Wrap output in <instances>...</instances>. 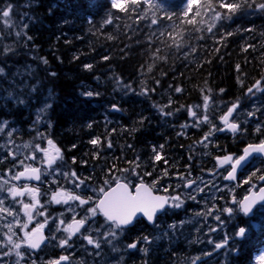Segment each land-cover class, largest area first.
Masks as SVG:
<instances>
[{
	"label": "trees",
	"instance_id": "trees-1",
	"mask_svg": "<svg viewBox=\"0 0 264 264\" xmlns=\"http://www.w3.org/2000/svg\"><path fill=\"white\" fill-rule=\"evenodd\" d=\"M249 3L251 7L242 8L208 32L210 14L203 17L204 24L184 22L181 14L187 0H152V6L141 0L136 11L128 13L113 9L111 0H0V9L12 6L10 26H5L0 15V63L19 61L22 54L24 58L34 55L33 61L40 62L37 84L41 80L52 89L50 138L61 150L64 168L76 173L67 176L68 182L100 187L124 167H134L133 162L140 165L137 168L147 182L151 176L144 173L149 170L161 177L167 168L173 176L188 163L208 173L211 166L217 167V155L234 156L243 145L264 140V10L255 6L264 0ZM109 16L112 22L104 23ZM153 18L158 23L152 24ZM177 32L183 34L179 48L172 46L169 36ZM157 49L165 59L153 55ZM257 81L258 88L253 87ZM86 84H94L99 95L94 92V97L85 98L81 90ZM177 87L182 91L176 92ZM249 88H253L251 93ZM5 90L0 87L1 97ZM163 91L166 98L160 99ZM22 95L15 91L13 97H0V122L13 125L16 140L35 137L24 130L30 121L28 114L34 112L23 103ZM205 96L209 97L207 108ZM255 99L262 107H252L253 115L247 124L240 123L239 131H213L204 140L211 125L196 126L198 118L207 114L220 126L227 106L238 103L237 110L247 109ZM113 106L119 111H111ZM189 109L197 116H191ZM94 139L99 143L93 145ZM154 150L168 163L156 161ZM7 163L6 159L3 165ZM249 165L239 181L257 172L245 184L259 183L264 159H254ZM175 193L172 188L167 194ZM255 232L260 234L254 238L250 261L253 251L264 245V222Z\"/></svg>",
	"mask_w": 264,
	"mask_h": 264
},
{
	"label": "flooded vegetation",
	"instance_id": "flooded-vegetation-1",
	"mask_svg": "<svg viewBox=\"0 0 264 264\" xmlns=\"http://www.w3.org/2000/svg\"><path fill=\"white\" fill-rule=\"evenodd\" d=\"M0 67H2L4 72L8 71L6 66L0 65ZM27 74L29 81L31 82L32 74L29 72H27ZM0 78L2 77L0 76ZM35 89L41 88L36 87ZM36 117L37 115L34 112L33 122L35 123L36 127L41 128V131H33V133L38 144H46V146L41 145L44 147L39 148L37 151V156L31 162V164H29V168L32 165L34 166L33 168H38L40 173L43 174L44 172L42 166H49L46 161L44 164L40 161L42 154L40 149H49V151H51L47 143V141L51 138L44 133L49 131V123L47 119L45 117L42 118L40 126H37L39 122L37 121ZM2 124H4V122ZM11 128L13 127L7 126L6 129L9 131ZM55 146L57 147L56 144ZM59 161L60 160L58 159L57 163ZM59 164L61 163L59 162ZM229 168L230 165L227 164L224 167H218L217 170L220 173L225 174ZM132 176L133 178L129 181L130 189H132L133 185L139 184L141 178L140 175ZM216 178L217 181L218 179H221L220 176ZM243 178H245V176H243ZM120 179V181L123 182L122 178ZM190 180L195 181V184H193L191 187H185L184 185L186 182L182 183L181 188L185 192H182V189H180V194L182 196L180 198L182 200L184 197L185 200H182L183 204L181 207H168L166 212L157 214V216L154 218V221L151 222L146 220V218H144L142 215H139L138 217L136 216L133 223L121 231L123 233L124 242H122L123 248L120 250L121 255L119 258L124 260L123 264H193V262H195V264H254L253 260L252 262L250 261L249 255L254 246V235L255 237L257 234L259 235V232L255 231H257L261 225L259 224L258 226L253 227L252 222L254 220L256 221L258 218L259 214H257V212L261 207L256 209L254 216H245L238 210L233 216H229L228 213L223 211V209L226 207L238 209V204L233 203V191L234 194L237 195L238 193L239 195L240 193L237 188L240 187V189H242L241 193L244 192L246 194L253 187V185L241 183L238 180L235 183H227L223 177L222 181L228 185L227 188L224 190L215 191L219 185L210 186L207 184V181H204L203 184L199 185L198 183L200 182L197 183L198 179ZM151 184L152 183L149 185ZM258 184L261 186L264 183L261 184L259 182ZM109 185L112 187L115 186L113 179L109 181ZM109 185L104 184L100 187L93 184L90 186L87 185L88 188L86 187V192L82 193L80 197L84 199L92 197L93 199L90 204L80 205L79 201L70 200L66 204L59 203L62 204L63 208H54L52 206V199L47 202L48 197L46 198V196L42 195L45 194L46 190H43L42 192L39 190V194L37 196L39 205L33 210V217L36 213L35 211L38 209L41 210L42 208L45 210L47 215L41 216L35 222L32 221L29 225V232L38 224H45L43 230L47 236V239L45 244L35 251L27 248L25 243L27 252V257L25 259L27 264H49L50 261L59 260L61 256L68 257V259L61 260L60 264L94 263L92 254L81 252L83 251L84 246H87V249L92 248L90 247L92 245L87 242L85 237L91 235L94 238L95 236H93V234L101 231L99 227H106L105 218L103 215L97 214L96 217L90 219L85 226L87 230L82 228L80 232L72 235L67 245L61 247L60 240L65 239L68 235V233L64 231V228H66L67 225L73 221L74 217L77 220L83 218L86 215V209L88 207L94 206L98 199L101 198L102 194L100 189L104 188L107 190ZM27 187L32 188L31 185H27ZM176 187H179L177 183ZM257 187L258 186H255V188ZM198 188H202L203 191H197ZM228 189L232 190L230 191ZM209 195H211V198H209ZM190 196H195V199H190ZM227 198H230V200L228 201ZM238 198L239 197L237 196L235 197L237 202L241 199ZM6 204L13 207L11 202H6ZM188 206L191 207V210L186 208ZM209 208L211 209V211L209 210L211 215H207L202 218L200 215H202ZM185 212L189 213V215H187ZM174 213H176L175 216H177V213L180 214V222L184 221L186 217L194 218L196 216L197 217L194 221H196L197 218H200L202 222H194V227H192L191 224L188 226L189 228L184 229L182 233H172L170 226L175 223L173 221L174 217H172L174 216ZM217 215H219L221 220L224 221L223 225H221L220 222L215 219ZM45 220H47L46 223ZM230 220L232 221L231 223ZM61 221H64V223L61 224ZM239 227L247 228L246 234L243 238L234 236V233L239 230ZM58 228L60 229L59 231L57 230ZM210 229H216V231H211ZM129 232L133 233L129 234ZM127 234L129 235L127 236ZM226 235L231 237V239L228 240V244L224 248L215 249V244L222 242ZM129 237L132 239V241L127 240ZM142 237H148V242H145L143 239H141ZM262 241L263 240H261V242ZM134 242L137 244V247L133 249L128 248V245ZM49 243L55 244V246L50 248V250H48L49 247H47ZM144 249H147V251H144ZM131 253H134V256L130 255ZM112 257L114 258L115 256Z\"/></svg>",
	"mask_w": 264,
	"mask_h": 264
},
{
	"label": "snow or ice",
	"instance_id": "snow-or-ice-1",
	"mask_svg": "<svg viewBox=\"0 0 264 264\" xmlns=\"http://www.w3.org/2000/svg\"><path fill=\"white\" fill-rule=\"evenodd\" d=\"M145 3H148L150 6H152V0H144ZM255 0H253V3ZM141 0H111V7L113 9H119L121 12L128 13L130 11H136V8L140 6ZM252 4L249 3V0H187V6L185 11L181 14L184 18V22L188 24H204L206 21L203 19L204 16H208L210 14V20L211 23L207 26V31L212 32L214 28H216L217 23L223 21V20H229L232 18L233 15H235L238 11H240L242 8L245 7H251ZM255 6L261 10H264V3H258L255 4ZM12 6L9 5L7 9H0V15H2L4 19L5 26H10V21L8 18H10ZM223 10V11H222ZM192 12L193 15L189 17V13ZM196 17H201L199 21H197ZM143 18V17H141ZM166 19H172L171 15H166ZM112 19L111 16L107 20L104 21V23H111ZM152 24L158 23V19L153 18L151 21ZM26 27V26H25ZM164 33H161L163 35ZM17 36L20 35L19 32L16 33ZM232 35V33H225V36ZM169 36L172 40V46H175L177 48L182 46L183 41V34L177 32L175 35L172 33H169ZM30 39V37H29ZM5 51H11V49L6 48ZM160 49H157L156 52L153 54L158 59H165V57L159 56ZM107 59V57H105ZM47 63V61H44ZM86 68H91V65H85ZM237 68H239V65H237ZM149 70H151V66L149 67ZM3 72V69L0 68V73ZM55 75V73H53ZM260 84L259 81H257L256 85L253 87H257ZM259 90V89H258ZM176 92H181L182 89L177 87L175 89ZM210 91V90H209ZM223 89H221V92ZM253 91V88H249L248 92L251 93ZM147 90H145L146 94ZM85 95L91 96L93 93L88 92L85 93ZM208 100L209 97H204V107H208ZM115 107V106H114ZM199 107V106H197ZM238 105L236 103L232 104L231 107L228 108L227 112L220 117V120L224 124V128H217L213 123L212 120L209 118L207 114L203 115L202 117L198 118V124L196 126H199L200 123H207L211 125V128L208 133L205 134L204 140L207 141L209 136L213 134V131H223L224 129H227L229 131H232L233 133L240 130V126L230 121V117L232 116V113L237 109ZM43 111V109L41 110ZM163 112V109H161ZM166 115H171L172 113H165ZM189 114L193 117L197 116V113L191 109H189ZM249 115H253V113H249ZM5 124L7 122H4ZM91 127V125H89ZM3 130V127H0V131ZM257 132L262 131L261 127L258 125L256 128ZM11 135V133H9ZM49 149H40V151L44 152L46 159V162L49 167H51L53 164L56 163V161L62 160L63 156L61 154V150L55 146L54 142L49 139L47 141ZM93 145H96L99 143V139H94L91 141ZM111 147V143L108 145ZM27 147V145H25ZM37 148H39V145H36ZM161 149H163V145L160 146ZM155 152V150H154ZM253 153H262L264 154V140H261L258 144H249L244 149V154L239 157H233L232 155H226L222 158H218L221 164H229L231 170L228 171L227 176L224 177L226 180H235L236 179V171L237 169L242 165V163ZM33 159H35V156H33ZM154 159L156 161H163L165 164L168 163L166 159L159 153L155 152ZM23 163V162H21ZM135 167H139L140 165L138 163H135ZM123 171L128 172L131 171L135 173V168L132 169H124ZM259 171V170H258ZM136 175H139V173H135ZM30 175L32 178H35L36 180H40V170L37 168H28L25 167V170L23 172H20L16 176L13 177L15 180H19L22 176ZM65 176H72L75 177L76 173H64ZM168 175V169L165 168L162 171L161 179L164 176ZM144 176H151V173L146 172L144 173ZM254 177H257V172H253L247 180L244 181V183H250ZM182 179H186L185 177H182ZM258 179L261 181H264V175H259ZM80 183H83L81 181ZM113 183L115 184L114 187L109 185V181H105L106 185H109L108 189L105 190L104 188L100 189V192L102 194L101 198L98 199V201L94 204V206L88 207L86 209V215L81 219H75L73 218V221L67 225L66 228H64V231L68 233L67 237L65 239L60 240V246L63 247L68 244L69 239L72 235H75L76 233L80 232L82 228L87 230L85 226L89 222L90 219L97 216V214L103 215L105 218V224L108 226L109 231L107 233H104L103 235L107 237L115 238L117 236L118 231H123L125 227L133 223L134 218L136 217L137 213H143L144 216L147 217L148 221H154V218L157 216L158 213H163L167 211L168 207H181L183 204V201L181 200L180 196H160V195H154L153 190L156 187V184L158 183V180H153L152 184L149 185L145 183L143 177L140 178V183L133 185L132 189L129 187V183L127 182H121L119 177L113 178ZM193 184H195V181L193 180H187L185 187H191ZM80 185L77 184L76 187H79ZM2 187V186H0ZM255 185H253V188ZM9 194L15 198L18 196H22L25 193L31 194L33 203H24L22 205V210L27 217V222H25L22 227L27 228L28 223L32 221L33 217V210L37 208L39 205V200L37 198L39 194V189H33L24 187L23 189L17 188L15 186H12L7 189ZM167 191V189H165ZM197 191H203L202 188H198ZM190 199H195V196H190ZM92 197H88L87 199L81 198L79 195H74L72 193H68L64 190H60L57 192H54L52 194V201L55 203H68V201H79L80 205H88L92 201ZM3 200H0V213H7L8 215H14L12 210L9 208L3 207ZM233 203L238 204V209H234L232 207H226L223 209L224 212L228 213L229 216H233L234 213L238 210L239 212L243 213L245 216L253 215L254 211L256 209L257 204L261 205L260 210L264 211V187L259 188L258 192H252L250 191L249 195H246L243 197L242 200L236 201L235 197H233ZM42 214V213H41ZM210 215L211 213H207ZM200 215V214H198ZM217 221L220 222L221 225H223L224 221L221 220L220 216L217 215L215 217ZM47 220H45V223ZM64 221H61V224H63ZM45 227V224H38L35 228H33L30 232L24 233V239L20 242H14L13 236L15 235L14 232H12V225L8 224V232L11 234H5L7 237V243L12 245L13 249H20L21 243H27V245L32 248L36 249L40 247V244L44 241L45 237L42 235V230ZM170 227H175V225H172ZM60 230L59 228L57 229ZM211 231H216V229H210ZM99 231V230H97ZM247 228L246 227H239V230L234 233V236L243 238L246 234ZM87 242L91 245H95V247L98 249L100 248V241L99 239H94L91 235H88L85 237ZM145 242H148V237H142ZM231 239V237L225 236V239L215 244V249H221L224 248L228 244V240ZM111 242L110 240L108 241ZM137 244L134 242L132 244L128 245V248H136ZM144 251H147V249H144ZM7 254V253H5ZM17 256L22 255L19 251H17ZM68 257L61 256L59 260L50 261L49 264H60L61 260H67ZM198 259V258H197ZM261 261H264V256L260 257ZM195 264V262H193Z\"/></svg>",
	"mask_w": 264,
	"mask_h": 264
},
{
	"label": "rangeland",
	"instance_id": "rangeland-1",
	"mask_svg": "<svg viewBox=\"0 0 264 264\" xmlns=\"http://www.w3.org/2000/svg\"><path fill=\"white\" fill-rule=\"evenodd\" d=\"M4 19L5 18H2L3 21H4ZM13 40H14V37H13ZM33 58H34V55H30V57L26 56L24 58V55L22 54L21 56H18L19 61L9 62L8 63L9 65H7V66L12 67V69L11 70L8 69V71H6V72H4V70H3V72L0 73V76L4 79V80L0 79L1 80L0 87L6 88V90L3 92L4 95H2V97L3 96L4 97L5 96L13 97V94L15 91L18 94L24 93V95H22L20 97L24 100L23 103L24 102L31 103V100H30V97H31L33 99L31 106L34 107V110H35V108L37 109V110H35V114L37 115L36 119L39 122L38 124H41L42 118H44V117L46 118V116H47V111L49 108V101H48L49 100V93L52 92V89L50 86L46 87V89H41L42 94L40 95L39 101H37V95L35 93L37 92L38 89H35V88L39 87V85H40V84L36 83L37 72H39L40 66H39V63L33 61L34 60ZM2 66H6V65H2ZM0 68H2V67H0ZM27 72L31 73L32 78L35 79V81L32 85H31V82L29 81V77H28ZM41 82L42 81H40L39 83H41ZM0 97H1V95H0ZM14 98H19V96L18 97L14 96ZM41 104H42V106H41ZM228 107L229 106H227L226 109ZM252 107L257 110L262 106L258 102V99H255L253 106L249 105L247 107V109H238L235 111L233 122H236L238 124H240L242 122L244 125L247 124V122H248L247 120H249V118L251 117V115H249V113H252L254 111L252 109ZM42 109H43V111H41ZM247 117H248V119H247ZM46 119H48V118H46ZM3 122H7V121L0 122V127H3V130L0 131V166L4 168L2 171H0V186H2V187H0V200L4 201L3 207H6V208H9L10 210H12L14 215H8L7 213H0V264H27V261L25 259L27 257L25 243H21V247L18 250L13 249L12 245L7 243V237L5 234L6 233L11 234L8 232L7 225L8 224L12 225V232L15 233V235L13 236V241L20 243L24 239V233L29 232V225L31 224V222L32 221L35 222L41 216L47 215V214L45 213V210L43 208H42L43 210L41 209L42 211L40 209H38L37 211H35L36 216H34L32 221L30 223H28L27 228H23L22 225L25 222H27V217L25 216V214L22 210V205L24 203H33L34 201H32L31 194H29V193L28 194L25 193L22 196H18V197L13 198L9 194L7 189L12 187V186H15V187L20 188V189L27 187V185H21V186L16 185L14 183L13 177L17 175L18 170H22L25 167L29 168V164H31V162L34 160L33 156L36 157L37 151L39 150V148L44 147L41 145L46 146V144H38L36 138L30 139V140L24 141V142H21L20 139L16 140L13 136V128H11V129H9V131H7V129H6L7 123L2 124ZM34 131H41V129H36ZM9 133H11V135H9ZM25 145H27V147H25ZM36 145H39L40 147L37 148ZM2 155L4 156L3 157L4 159L7 158V160H8L7 165L2 164V161H3V158H1ZM46 159L47 158L45 157V154H43V152H42L40 161L44 164ZM21 162H23V163H21ZM18 164L23 165L21 167L22 169H16ZM31 167H34V166L31 165ZM42 167L52 170V172H53V173L51 172L52 174H55V173L60 174L63 170V168L61 166H59V162L57 163V161L51 167H45V166H42ZM217 168H218V166L216 168H214V170ZM63 173H66V171ZM221 174H222V177H224L223 175H225V174H223V173H221ZM60 175H63V174H60ZM216 177H217L216 171L208 172L207 175L203 176L202 179L197 180V183L200 182L198 184L201 185V184H203L204 181H207V184H209L210 186L219 185L215 191L224 190L225 188H227L228 185L224 181H222L223 178H221L220 180L217 181ZM256 183H258V182H256ZM212 190H214V189H212ZM228 190L231 191L232 189H228ZM50 195L51 196H48V198H47V202H49L50 199H52V194H50ZM180 197H182V196H180ZM233 197H236L234 194V191H233L232 198ZM209 198H211V195H209ZM182 200L183 201L185 200L184 197L182 198ZM6 202H11L13 204V207L6 204ZM52 206L54 208H61L62 204L53 202ZM209 210L211 211V209L209 208L200 216H202V218L207 216L208 215L207 213H209ZM257 214H259V216L256 219V221L254 220L252 222L253 227L258 226L259 224L261 225V223L264 220V211H261L259 209ZM196 217H194V218L186 217L184 219V221L176 222V223L172 224V225H175V227H170V229L172 230V233L173 232H175L176 234L182 233V231L184 229L188 228L189 225L192 224V227H194V225H195V224L193 225L194 222L201 223L202 220L200 218H197L196 221H194ZM234 218H232V219H234ZM99 229L101 231L96 232L95 234H93V236H95L94 237L95 239H99L100 248L97 249L95 247V245H92L90 247H92L93 249L92 248L87 249V246H84L83 247L84 249L81 253L87 252V253L93 255L94 263L91 262L90 264H123L124 260L123 259L121 260L119 258V256L121 255L120 250L123 248L122 242H124L123 233L121 231H118L117 236L115 238H112V237L106 238L103 234L107 233L109 231L108 226L106 225L105 228L99 227ZM109 240L111 241L110 243L108 242ZM54 246H55L54 243H49V245L47 246V247H49L48 250H50V248H52ZM89 249L91 252L89 251ZM17 251H19L22 255L17 256V254H16ZM5 253H7V254H5ZM122 253H123V251H122ZM116 255H118V256H116ZM112 256H115V257L113 258ZM261 256H264V249L261 252H258L254 255V257H253L254 264H264V261L260 260Z\"/></svg>",
	"mask_w": 264,
	"mask_h": 264
},
{
	"label": "bare ground",
	"instance_id": "bare-ground-1",
	"mask_svg": "<svg viewBox=\"0 0 264 264\" xmlns=\"http://www.w3.org/2000/svg\"><path fill=\"white\" fill-rule=\"evenodd\" d=\"M37 55V54H36ZM45 61V60H44ZM9 62H6V65H9L8 64ZM40 63V62H39ZM44 63V62H43ZM46 64V63H45ZM0 65H3V63H0ZM44 66V65H43ZM41 68V67H40ZM39 68V69H40ZM7 69H12V67H9V68H7ZM44 69V68H43ZM47 72V71H46ZM51 72V71H50ZM42 74V73H41ZM38 77H40V75L39 76H37V80L39 79ZM44 79V78H43ZM32 81L34 82L35 81V79L34 78H32ZM31 81V85L33 84V82ZM41 81V80H40ZM45 82H46V80H45ZM36 83H37V81H36ZM90 85H92V86H90ZM90 85H88V84H86L83 88H82V90H81V94L83 95V96H85V98H92V97H94V92H97L98 94H97V96L99 95V91L93 86L94 84H90ZM2 86V85H1ZM48 86H50V85H44V82L42 81L41 83H40V85H39V87L41 88V89H46V87H48ZM4 87V86H3ZM51 87V86H50ZM5 88V87H4ZM41 89H38L37 90V92L35 93L36 95H37V101H39V98H40V95L42 94L41 93ZM50 90V89H49ZM48 91V90H47ZM83 92H85V93H88V92H91V93H93V95H91V96H88V95H85V94H83ZM78 93H80V92H78ZM163 93L164 94H162V96H163V98H161L160 97V99H164V98H166L165 97V91H163ZM56 94V93H55ZM57 95V94H56ZM161 95V94H160ZM4 97V96H3ZM43 98V97H42ZM16 100L18 99V98H15ZM0 100H1V98H0ZM30 100H31V103H27V102H24L25 104H26V106H27V108H28V110L29 111H33V112H35V110H37L36 108H35V110H34V107L33 106H31V104H32V98L30 97ZM51 100H52V93L50 92L49 93V108H50V106H51ZM2 101V100H1ZM27 101V100H26ZM38 103V102H37ZM43 104V103H42ZM42 104H41V106H42ZM236 104H238V103H236ZM229 107H231V105L229 106ZM228 107V108H229ZM48 108V109H49ZM227 108V109H228ZM238 108V107H237ZM227 109L225 108V110H223L222 111V113L221 114H223L224 115V113L227 111ZM237 110V109H236ZM235 110V111H236ZM10 111V110H9ZM28 115H30V121H27V124H26V128L24 129L25 131H28V133H29V136L31 135V132H33L34 130H36V129H41V128H37L36 127V125H35V123L33 122V115L31 114V113H29ZM222 116V115H221ZM46 118H48L47 120H48V123H49V125H50V130L46 133V132H44L46 135H48V136H50V134H51V127H52V123H51V119H50V116H49V114H48V111H47V116H46ZM233 118H234V116H233ZM2 122V121H1ZM242 123V122H241ZM243 124V123H242ZM221 126H222V124L220 123V126L219 125H217L216 124V127L217 128H221ZM239 126H240V124H239ZM12 127H13V125H12ZM218 133H221L220 131H218ZM236 133V132H235ZM235 133H228V132H225V134H235ZM20 134V133H19ZM27 135V134H26ZM22 138H23V136H21ZM212 137V136H211ZM252 137V136H251ZM218 138V137H217ZM32 139H35V137H32ZM251 139V138H250ZM253 139V138H252ZM261 139V138H260ZM21 140V142H24V141H28V140H30V139H20ZM262 140V139H261ZM260 140V141H261ZM33 141V140H32ZM53 141V140H52ZM260 141H258V142H252V143H260ZM54 142V141H53ZM55 143V142H54ZM210 143V142H209ZM56 144V143H55ZM248 144H251V143H248ZM57 145V144H56ZM247 144H245V145H243V148L246 146ZM203 146V145H202ZM58 147V146H57ZM59 148V147H58ZM196 148V147H195ZM243 148H242V150H243ZM206 150V149H205ZM242 150H241V152H242ZM224 152V151H223ZM241 152L239 153V154H241ZM218 154V153H217ZM239 154H237V155H234L233 157H237ZM218 157H224V156H226V155H221V156H219V155H217ZM4 156L2 155V157L1 158H3ZM216 157V156H215ZM217 157V158H218ZM216 158V159H217ZM257 158H260V157H253L252 158V160H251V162L254 160V159H257ZM6 159L7 158H3V161H2V164L6 161ZM214 159V158H213ZM261 159H263V158H261ZM60 162V161H59ZM250 162V163H251ZM61 163V162H60ZM170 163V162H169ZM216 163H217V161H216ZM249 163V164H250ZM248 164V165H249ZM248 165H247V167H248ZM23 165H20V164H18L17 165V167H16V169H18V168H20V167H22ZM59 166H61L62 168H63V170H62V172L60 173V174H64L63 172H65L66 171V173H69V171L67 170V169H65L64 168V166H63V162L61 163V164H59ZM217 166L219 167V165L217 164ZM252 166V165H251ZM1 167V166H0ZM249 167H250V165H249ZM30 168H33V167H30ZM132 168H135V173H139V175L141 176V177H143V175H142V173L139 171V169L137 168V167H132ZM132 168H125L124 167V169H132ZM4 168L3 167H1L0 168V171H2ZM38 169V168H37ZM123 169V170H124ZM207 169V168H206ZM210 169V168H209ZM246 169V168H245ZM244 169V170H245ZM22 170H24V169H22ZM22 170H18V172H17V174H19L20 172H22ZM121 171V173L120 174H117V175H115V177H119V178H122V181L123 182H127V183H129V181L133 178V176L132 175H135L136 176V174L135 173H133V172H131V171H128V172H125V171ZM227 170V169H226ZM243 170V171H244ZM163 171V170H162ZM178 171H180V172H178ZM212 171H216V173H217V177H221V178H223L222 177V174L217 170V169H215L214 170V168L211 166V170H210V172H212ZM43 174L42 173H40V180H38L37 182H32V181H28V180H25V181H16L15 179H14V183L16 184V185H19V186H21V185H31L32 187H34L33 189H39L40 190V192H42L43 190H46L45 191V194H42V195H44V196H46V198L48 197V196H51L50 194H53V192H57V191H60V190H64V191H66V192H68V193H72V194H74V195H78V194H80V193H84V192H86V187L88 188V186L87 185H84V184H82V183H78L80 186L79 187H76V185L77 184H74V183H72V182H68L66 179H67V176H64V175H60V174H58V173H55V174H52L53 172H52V170H50V169H46V168H44L43 167ZM52 172V173H51ZM149 172H151V178H150V181H146L145 183H147V184H150V183H152V181L153 180H158V183L156 184V187H155V189L153 190V193H155V194H159V195H163V196H177V195H179V196H181V194H180V189H182L181 187H182V183L183 182H187V180H190V179H198V180H200V179H202L203 178V176H205V175H207L206 173H203L202 171H200V170H194V169H192V167H191V165L188 163V164H186L185 165V167L182 169V170H175V173L173 174V176H171V175H167V176H164L165 178H160L158 175H156V174H153V170H149ZM241 173V172H240ZM226 174V173H225ZM245 174V173H244ZM247 175L248 174H246L245 175V178H243V180L245 181L248 177H247ZM28 177H30V178H32L30 175H27ZM114 177V178H115ZM182 177H185L186 179H182ZM224 177H225V175H224ZM239 178H240V174H239ZM239 178H238V181H239ZM61 179H63V180H61ZM124 179V180H123ZM143 179H145V177H143ZM121 180V179H120ZM219 180V179H218ZM223 180V179H222ZM225 180V179H224ZM225 182H227V181H225ZM239 182H241V183H244V182H242V180L241 181H239ZM261 184H263L264 183V181L263 182H261V180L259 181ZM176 183L179 185V187H176ZM228 183V182H227ZM249 185H255V186H258L257 188H251V189H254V190H258L261 186L258 184V183H253V184H249ZM264 185V184H263ZM90 186V185H89ZM174 189V192L176 191L177 193H175V194H167L168 192H170L171 191V189ZM165 189H167V191H165ZM222 189V188H221ZM250 189V190H251ZM237 190H239V193L241 192V190L242 189H239V187L237 188ZM244 190V189H243ZM249 190V191H250ZM245 191V190H244ZM248 191V192H249ZM182 192H185L183 189H182ZM248 192L246 193V194H248ZM26 194H28V193H26ZM244 192L243 193H241V195L239 194L238 195V193H237V197H239V198H241L240 200H242L243 199V197L246 195ZM238 198V199H239ZM226 199V198H225ZM227 199H229V198H227ZM237 199V200H238ZM239 200V201H240ZM224 204V203H223ZM258 207H261V205L260 204H258L257 206H256V209H258ZM187 209H189V210H191V207L190 206H188V207H186ZM184 209V208H183ZM256 209H255V211L254 212H256ZM43 210V209H42ZM41 210V211H42ZM185 213H187V212H185ZM139 213H137V215H138ZM159 214V213H158ZM136 215V216H137ZM187 215H189V213H187ZM35 216V215H34ZM175 216V215H174ZM174 216H172V217H174ZM179 218H180V215H179V217H174L173 218V221L176 223L178 220H179ZM147 220V219H146ZM178 222H180V220L178 221ZM232 221L230 220V223H231ZM263 222H264V220H263ZM183 223V222H182ZM181 223V224H182ZM245 223V222H244ZM250 224V223H249ZM189 228V227H188ZM194 231H196V230H194ZM260 234V233H259ZM258 235V234H257ZM264 235V234H263ZM254 238H255V235H254ZM238 239V238H237ZM253 239V238H252ZM264 241V240H263ZM262 241V242H263ZM250 242H251V240H250ZM250 244V243H249ZM261 244V243H260ZM255 245V244H254ZM159 246H161V245H159ZM257 246V245H256ZM250 248V247H249ZM264 249V245L262 246V247H260L259 249H257V250H255V251H253V253H252V258H251V262H252V260H253V257H254V255L256 254V253H258V252H261L262 250ZM162 253V252H161ZM161 256V255H160ZM125 264V263H124Z\"/></svg>",
	"mask_w": 264,
	"mask_h": 264
},
{
	"label": "water",
	"instance_id": "water-1",
	"mask_svg": "<svg viewBox=\"0 0 264 264\" xmlns=\"http://www.w3.org/2000/svg\"><path fill=\"white\" fill-rule=\"evenodd\" d=\"M238 105V104H237ZM111 111H119V109L115 106H113V107H111V109H110ZM227 112V111H226ZM225 112V113H226ZM224 113V114H225ZM234 113H235V111L232 113V116L230 117V120L233 118V116H234ZM236 123V122H235ZM221 124H222V126H221V128L223 129L224 128V124H223V122L221 121ZM238 124V123H237ZM239 125V124H238ZM221 133H225V132H228V133H233L232 131H229V130H227V129H224L223 131H220ZM251 144H258V143H251ZM247 145H249V144H247ZM247 145L243 148V150H242V152H241V154H239L237 157H239V156H241V155H243L244 154V149L247 147ZM253 157H260V158H263L264 159V154H262V153H253L251 156H249L243 163H242V165L237 169V171H236V179L235 180H226L225 179V181H227V182H237V180H238V178H239V174H240V172H242L246 167H247V165L251 162V160H252V158ZM218 158H222V157H218ZM218 158L216 159V161H217V164L219 165V167H224L225 165H227V164H221L220 163V161L218 160ZM25 170V169H24ZM24 170H22V172L24 171ZM231 170V168H229L228 169V171H230ZM228 171L226 172V174H225V176H227V173H228ZM25 180H28V181H32V182H37L38 180H36L35 178H30V177H28L27 175H25V176H22L19 180H16V181H25ZM261 182H263V181H261ZM114 187V186H113ZM261 187H264V185H262ZM260 187V188H261ZM259 190V189H258ZM258 190H254V189H251L250 191H252V192H258ZM250 191L248 192V194H246V195H249V193H250ZM154 195H159V194H155V193H153ZM245 195V196H246ZM160 196H163V195H160ZM244 196V197H245ZM258 205V204H257ZM139 215H142L144 218H146L147 219V217L146 216H144V214L143 213H139L138 215H137V217L139 216ZM250 216V215H249ZM136 218V217H135ZM134 218V219H135ZM148 220V219H147ZM134 221V220H133ZM149 222H151V221H149ZM131 225V224H130ZM42 235L45 237V239H44V241L40 244V247L45 243V241H46V239H47V236H46V234H45V232H44V230H42ZM26 247L27 248H29V249H31V250H33V251H35V250H37L38 248H36V249H32V248H30L28 245H27V243H26ZM39 247V248H40ZM130 249H133V248H130Z\"/></svg>",
	"mask_w": 264,
	"mask_h": 264
}]
</instances>
